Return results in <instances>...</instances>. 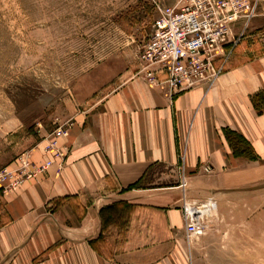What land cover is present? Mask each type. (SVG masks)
<instances>
[{
	"label": "crops",
	"instance_id": "0c3cea01",
	"mask_svg": "<svg viewBox=\"0 0 264 264\" xmlns=\"http://www.w3.org/2000/svg\"><path fill=\"white\" fill-rule=\"evenodd\" d=\"M240 53L213 84L176 94L162 73L158 83L141 72L121 81L77 110L62 168L48 138L32 139V160L54 163L0 191V264H203L189 259L183 200L212 197L220 208L224 193L264 182V54ZM90 81L77 85L84 101L99 90ZM235 139L250 152L237 154ZM162 167L177 186L156 184L174 177L158 178Z\"/></svg>",
	"mask_w": 264,
	"mask_h": 264
},
{
	"label": "rangeland",
	"instance_id": "374dc122",
	"mask_svg": "<svg viewBox=\"0 0 264 264\" xmlns=\"http://www.w3.org/2000/svg\"><path fill=\"white\" fill-rule=\"evenodd\" d=\"M179 2L0 0V169L32 153L27 150L32 139L49 138L63 124H71L77 110L91 111L121 81L144 73L143 48L159 6ZM234 5L239 20L231 23L230 42L215 60L216 67L231 61L238 47V59L264 54V0H235ZM89 79L99 90L84 101L77 85H85V91ZM257 101L264 103V94ZM239 147L249 148L245 143ZM66 157L57 158L60 168ZM32 162L35 168L42 164ZM168 171L174 177L157 180V185H178L176 174L165 167L159 168L158 178ZM247 188L220 194L222 206L206 220V233L191 239V261L193 254L203 264H264V182ZM185 199L189 204L206 201L197 196Z\"/></svg>",
	"mask_w": 264,
	"mask_h": 264
},
{
	"label": "built area",
	"instance_id": "2783aa9c",
	"mask_svg": "<svg viewBox=\"0 0 264 264\" xmlns=\"http://www.w3.org/2000/svg\"><path fill=\"white\" fill-rule=\"evenodd\" d=\"M234 2L235 0H180L174 6H159L153 32L143 48L142 58L146 63L143 72L146 77L158 83V75L166 74L164 83L172 94L191 90L202 84H213L223 70V66H215V60L230 42L227 38L231 23L239 20L238 12L232 8L236 6ZM232 9L234 12L227 13ZM68 129L69 124H63L48 138L46 151L52 153L54 159H64L67 155L60 141L67 137ZM16 162L15 167L0 169V189L4 192L15 188L28 177L45 172L54 160L49 159L35 168L32 153L26 152ZM5 181L9 182L8 185L2 183ZM185 200L181 209L186 234L191 240L206 233L209 228L206 220L216 214L218 203L212 197L204 202L195 201L191 204Z\"/></svg>",
	"mask_w": 264,
	"mask_h": 264
},
{
	"label": "trees",
	"instance_id": "16d2710c",
	"mask_svg": "<svg viewBox=\"0 0 264 264\" xmlns=\"http://www.w3.org/2000/svg\"><path fill=\"white\" fill-rule=\"evenodd\" d=\"M238 143L240 144V142H238ZM239 144L236 145V146L238 147V148H237V154H244L245 152H247V150H248L249 148H246V149L243 148L242 151H239V150H238V149H240ZM251 153H253V152H251ZM249 156H250V157H254L253 154H251V155L249 154ZM249 156H248V157H249Z\"/></svg>",
	"mask_w": 264,
	"mask_h": 264
},
{
	"label": "bare ground",
	"instance_id": "6f19581e",
	"mask_svg": "<svg viewBox=\"0 0 264 264\" xmlns=\"http://www.w3.org/2000/svg\"><path fill=\"white\" fill-rule=\"evenodd\" d=\"M208 206H211V204H210V205H208ZM210 208H211V207H210ZM210 208H209V209H210ZM213 210H214V209H213Z\"/></svg>",
	"mask_w": 264,
	"mask_h": 264
}]
</instances>
